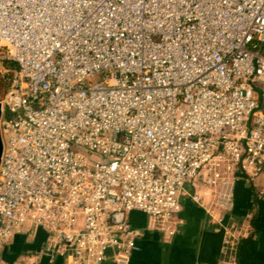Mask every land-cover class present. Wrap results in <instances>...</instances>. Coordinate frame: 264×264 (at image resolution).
I'll return each mask as SVG.
<instances>
[{
  "label": "built area",
  "instance_id": "1",
  "mask_svg": "<svg viewBox=\"0 0 264 264\" xmlns=\"http://www.w3.org/2000/svg\"><path fill=\"white\" fill-rule=\"evenodd\" d=\"M1 82L0 264H130L131 213L170 240L264 176V0H0Z\"/></svg>",
  "mask_w": 264,
  "mask_h": 264
},
{
  "label": "crops",
  "instance_id": "2",
  "mask_svg": "<svg viewBox=\"0 0 264 264\" xmlns=\"http://www.w3.org/2000/svg\"><path fill=\"white\" fill-rule=\"evenodd\" d=\"M263 188L264 179L258 185L240 179L235 185L233 209L212 215L185 199L180 215L185 225L170 240L147 230L144 214L131 213V225L143 236L130 264H264V199L259 196ZM228 231L234 237L230 244L225 243ZM47 241L45 231L33 234L25 228L3 248L2 258L7 264H68L67 259L46 256Z\"/></svg>",
  "mask_w": 264,
  "mask_h": 264
},
{
  "label": "rangeland",
  "instance_id": "3",
  "mask_svg": "<svg viewBox=\"0 0 264 264\" xmlns=\"http://www.w3.org/2000/svg\"><path fill=\"white\" fill-rule=\"evenodd\" d=\"M8 87H9V85H8L7 83H4V82H1V83H0V101H3V100H4V98H5L6 94H7ZM262 179H264V176L261 177V178H259V179H257V180L254 182V185H258L259 182H260ZM258 188H260V187H258Z\"/></svg>",
  "mask_w": 264,
  "mask_h": 264
},
{
  "label": "water",
  "instance_id": "4",
  "mask_svg": "<svg viewBox=\"0 0 264 264\" xmlns=\"http://www.w3.org/2000/svg\"><path fill=\"white\" fill-rule=\"evenodd\" d=\"M1 117H2V107L0 104V121H1ZM2 152H3V142H2V135H1V128H0V164H1Z\"/></svg>",
  "mask_w": 264,
  "mask_h": 264
}]
</instances>
